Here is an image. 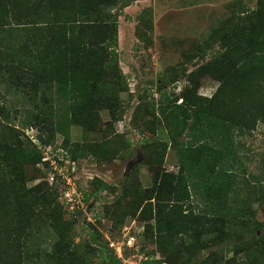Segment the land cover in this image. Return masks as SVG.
Segmentation results:
<instances>
[{
  "label": "trees",
  "instance_id": "16d2710c",
  "mask_svg": "<svg viewBox=\"0 0 264 264\" xmlns=\"http://www.w3.org/2000/svg\"><path fill=\"white\" fill-rule=\"evenodd\" d=\"M118 2L0 0V264L72 263L67 228L56 208H48L38 186L27 184L36 173L49 184L38 166L47 163L41 148L21 138V130L46 128L42 146L61 138L74 161L89 148L97 154L91 145L69 144L68 127L94 129L98 110H117L120 93L127 90L117 50ZM243 16V24L228 21L209 34L210 46L220 43L214 62L220 67L206 62L183 71L192 83L209 72L219 85L201 103L189 96L191 88L178 92L194 108L182 118L181 130L170 133L174 143L181 133L187 135L178 171L155 177L137 215L154 219L157 248L165 256H180L182 264H217L220 254L230 252L224 264H264V221L253 206H264V156L256 173L248 168V161H255L243 157L239 147L244 132L264 123V0ZM134 33L140 37L137 26ZM178 78L174 67L158 73L161 104L173 101L168 89ZM12 93L23 99L15 111L17 125L10 123L6 107ZM68 212L73 224L82 211ZM41 227L53 239L50 249L35 242ZM202 251L206 255L197 258ZM99 256L100 264H121L113 256Z\"/></svg>",
  "mask_w": 264,
  "mask_h": 264
},
{
  "label": "rangeland",
  "instance_id": "374dc122",
  "mask_svg": "<svg viewBox=\"0 0 264 264\" xmlns=\"http://www.w3.org/2000/svg\"><path fill=\"white\" fill-rule=\"evenodd\" d=\"M126 1L129 5L122 7ZM259 1L119 0L114 8L120 12L117 50L127 90L120 93L117 110H98L100 121L94 129L87 130L76 124L68 127L69 144L79 143L80 148L91 145L97 152L94 154L89 148L75 158V177L84 196L85 211L69 224L70 210L60 198L59 187L46 184L40 173L27 183L38 186L40 194L49 200L48 208H56L55 215L66 226L73 253L69 264H100L101 252L106 257L117 258L121 264H146L151 259L159 260L156 264H182L180 256H165L157 248L154 219H138L141 205L145 203L142 195L145 189L152 187L156 176L178 171L179 149L186 143L187 135L181 133L174 143L170 133L181 130L182 118L188 119L194 109L192 103L183 100L182 90L194 89L189 96L201 103L206 102L219 85L209 72L192 83L186 80L183 71L190 72L206 62H213V68L220 67L221 64L214 63L219 62L216 55L221 49L220 43L208 44L210 32L228 21L243 24V15L256 8ZM147 20L148 23H144ZM136 26L139 38L134 33ZM168 67H174L179 78L168 89L173 101L161 104L157 76ZM22 105L20 94L7 95L10 123L17 125L15 111ZM21 131V138L35 147L42 145L49 135L46 128L34 125ZM239 140L243 157L255 161H248L249 170L257 173L262 169L257 162L264 156V123L257 122L255 128L244 132ZM55 197L61 205L53 204ZM253 206L256 218L264 221V206L257 203ZM47 236V230L41 227L35 242L50 249L53 239ZM206 253L202 251L197 258ZM222 255L217 264H224V259L232 253ZM240 256L242 254L237 258Z\"/></svg>",
  "mask_w": 264,
  "mask_h": 264
},
{
  "label": "built area",
  "instance_id": "2783aa9c",
  "mask_svg": "<svg viewBox=\"0 0 264 264\" xmlns=\"http://www.w3.org/2000/svg\"><path fill=\"white\" fill-rule=\"evenodd\" d=\"M42 149L46 165L38 166L46 171L45 179L51 185L59 187L60 198L66 203L69 210L75 213L77 210L85 211L84 196L77 187L76 162L71 159L69 152L60 141L50 143L48 146L38 145ZM77 216V215H75Z\"/></svg>",
  "mask_w": 264,
  "mask_h": 264
}]
</instances>
